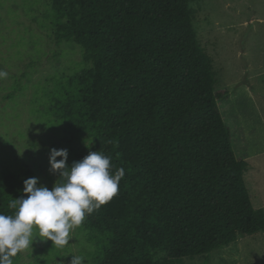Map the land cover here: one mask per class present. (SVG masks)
Listing matches in <instances>:
<instances>
[{
  "label": "trees",
  "instance_id": "obj_1",
  "mask_svg": "<svg viewBox=\"0 0 264 264\" xmlns=\"http://www.w3.org/2000/svg\"><path fill=\"white\" fill-rule=\"evenodd\" d=\"M50 1L61 18L56 43L78 45L90 63L70 79L74 99L65 102L68 126L92 140L76 161L102 151L111 173L125 171L118 194L83 221L109 234L99 264L201 255L207 264L239 235L264 232L244 181L249 164L220 112L227 91L216 89L197 40L191 5L200 0ZM10 201L0 196V213L13 214Z\"/></svg>",
  "mask_w": 264,
  "mask_h": 264
},
{
  "label": "rangeland",
  "instance_id": "obj_2",
  "mask_svg": "<svg viewBox=\"0 0 264 264\" xmlns=\"http://www.w3.org/2000/svg\"><path fill=\"white\" fill-rule=\"evenodd\" d=\"M197 40L211 58L217 74L216 89L227 91L220 112L232 131V147L249 169L244 181L253 206L264 210V0H200L191 5ZM61 18L50 0H0V196H19L6 178L11 175L17 193L23 181L38 177L49 189L59 174L50 172L49 149H67L70 166L88 149L66 117L67 99L73 101L70 79L90 66L80 47L56 43ZM76 120V117H74ZM92 144V143H91ZM57 160L60 157L56 158ZM35 231V230H34ZM64 246L36 237L19 252L13 264H99L108 233L100 234L83 223L70 233ZM165 258V254H160ZM207 264H264V232L239 235L209 255ZM205 255L169 264H202Z\"/></svg>",
  "mask_w": 264,
  "mask_h": 264
},
{
  "label": "clouds",
  "instance_id": "obj_3",
  "mask_svg": "<svg viewBox=\"0 0 264 264\" xmlns=\"http://www.w3.org/2000/svg\"><path fill=\"white\" fill-rule=\"evenodd\" d=\"M7 76L0 69V79ZM83 143L90 147L92 140ZM67 156V149H49V170L59 174L52 188L38 183V177H29L23 181L22 193L26 195L13 198L8 205L13 214L0 213V264H13L12 258L31 247L37 236L50 239L58 247L67 245L71 231L86 215L118 194L125 171L121 167L111 173L109 156L89 151L70 166ZM70 264H83V258L72 256Z\"/></svg>",
  "mask_w": 264,
  "mask_h": 264
},
{
  "label": "crops",
  "instance_id": "obj_4",
  "mask_svg": "<svg viewBox=\"0 0 264 264\" xmlns=\"http://www.w3.org/2000/svg\"><path fill=\"white\" fill-rule=\"evenodd\" d=\"M238 158H240V157H238ZM246 161V160H245Z\"/></svg>",
  "mask_w": 264,
  "mask_h": 264
}]
</instances>
